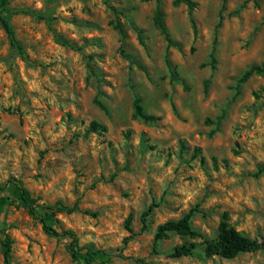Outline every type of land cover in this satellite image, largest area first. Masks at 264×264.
<instances>
[{
	"label": "rangeland",
	"instance_id": "374dc122",
	"mask_svg": "<svg viewBox=\"0 0 264 264\" xmlns=\"http://www.w3.org/2000/svg\"><path fill=\"white\" fill-rule=\"evenodd\" d=\"M3 1L21 49L0 25V184L16 177L39 202H77L46 220L99 250L95 264H262L264 245L233 258L200 248L223 211L245 235L264 236V71L238 80L264 64V0H193L191 10L172 0ZM157 6L170 41L153 23ZM135 95L155 120L133 117ZM92 120L105 130L88 131ZM17 195L13 184L0 191V237L13 241L9 261L0 244V264H81ZM191 208L197 234L171 232L153 250L156 227ZM184 241L193 253L170 256Z\"/></svg>",
	"mask_w": 264,
	"mask_h": 264
},
{
	"label": "trees",
	"instance_id": "16d2710c",
	"mask_svg": "<svg viewBox=\"0 0 264 264\" xmlns=\"http://www.w3.org/2000/svg\"><path fill=\"white\" fill-rule=\"evenodd\" d=\"M5 3L3 0H0V25L4 29L9 38L11 45L16 48L21 49V45L15 37L13 28L10 23V14L12 11H9L5 7ZM180 3H185L188 8L191 10L196 2L193 0H172L173 5H178ZM152 20L156 28L160 31V33L164 36L167 41H170V37L163 19V11L157 6L152 15ZM116 28H120L119 24H115ZM167 63L169 61L167 60ZM264 71V64H252L249 66L238 78L239 82L246 81L252 74L261 73ZM94 102L103 110L106 111V105L99 100L97 97L94 98ZM133 109V117L142 119L144 121H152L157 117L153 114H148L145 112L142 104L141 98L139 95H135L132 103ZM105 125L98 123L95 120L90 121L88 131L100 132L105 130ZM181 148H184V142L180 140ZM192 156L198 157L200 163H205V157L202 154L200 146H193L192 148ZM212 165L217 168L218 160L215 156L211 157ZM221 162L226 164V159L222 158ZM8 184H13L18 190V195L16 197L17 205L23 207L26 212L35 220H37L42 227V230L52 236H60L66 237L70 239V242L67 246V249L72 256V258L81 264H95L96 262V254L99 250L95 249L92 244H85L82 246H78L76 244L77 237L73 230L69 228H65L58 224V226L49 223L46 218L53 217L55 211H66L73 212L78 210V203L74 202L71 206L61 204L57 202L55 204H47L43 202H39L36 197H34L29 189L24 185L22 180L16 177H10L6 179L5 182L0 184V191H2ZM151 207H149L146 211L143 212L141 222L142 228L146 227V216L150 213ZM194 209H189L186 213H184L181 217L177 219H168L162 223H160L153 234V250H156L157 243L167 237V235L171 232L177 233L180 236H190L193 237L197 233L192 228V215ZM57 222L58 219L56 220ZM130 217L126 219V229L129 232L128 236L123 238V242L126 243L134 234L129 225ZM12 239L9 235L5 234L3 237H0V244L3 246V256L6 261H9L10 251L12 247ZM264 245V236L261 238V242H258L255 239L250 238L245 235L241 231L237 230L234 226H232L229 222L227 211H223L221 214V218L217 224L216 235L213 239H205L202 242V247L200 250L202 251V255L204 257H211L213 255H218L223 258H233L237 254L246 251H252ZM197 248V244L194 241H184L181 244L175 245L171 252L170 256L178 258L184 255H190L193 253L194 249ZM80 253H83V257H80ZM264 264V262L262 263Z\"/></svg>",
	"mask_w": 264,
	"mask_h": 264
}]
</instances>
